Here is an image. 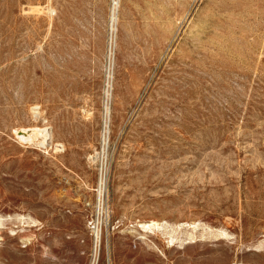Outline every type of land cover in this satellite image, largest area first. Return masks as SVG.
<instances>
[{"label": "rangeland", "instance_id": "1", "mask_svg": "<svg viewBox=\"0 0 264 264\" xmlns=\"http://www.w3.org/2000/svg\"><path fill=\"white\" fill-rule=\"evenodd\" d=\"M96 250L264 264V0H0V264Z\"/></svg>", "mask_w": 264, "mask_h": 264}, {"label": "bare ground", "instance_id": "2", "mask_svg": "<svg viewBox=\"0 0 264 264\" xmlns=\"http://www.w3.org/2000/svg\"><path fill=\"white\" fill-rule=\"evenodd\" d=\"M44 131V130H43ZM105 131L106 130H104V132L102 133L103 135H102V139L104 140L105 139ZM20 133H23V135H20L21 136V138H24L25 136L26 137H29V136H33V134L32 135H30V133H27V132H29V131H19ZM45 133V132H44ZM35 134V133H34ZM22 136H24V137H22ZM36 136V135H35ZM43 136V135H42ZM46 137L48 136V134H46L45 135ZM30 137V138H31ZM44 137V136H43ZM47 139V138H46ZM49 139V138H48ZM28 140V139H27ZM43 140H45V137H44V139ZM43 140L41 141V142H43ZM44 144V143H43ZM59 152V151H58ZM160 226L157 224V223H155V222H153V223H149V224H145V225H141L140 226V228H141V230L143 231V232H152L153 230H155V229H158ZM93 230H94V238H95V245H96V249H97V245H98V241H99V233H100V231H99V229L97 228V229H95V228H93ZM136 231V230H135ZM166 235V234H165ZM139 236V235H138ZM218 236L219 237H222V238H228L229 237V235L227 234V233H225V232H220L219 234H218ZM175 243V239H174V237H172L171 235H168V240H167V245H168V247H171L173 244ZM160 252V251H159ZM161 255V257L163 258V259H166V256H165V254L164 253H161L160 254ZM97 256V250H96V255H95V260H94V262H93V264H96V257Z\"/></svg>", "mask_w": 264, "mask_h": 264}, {"label": "built area", "instance_id": "3", "mask_svg": "<svg viewBox=\"0 0 264 264\" xmlns=\"http://www.w3.org/2000/svg\"><path fill=\"white\" fill-rule=\"evenodd\" d=\"M229 264H246V263H243V262H233V263H229Z\"/></svg>", "mask_w": 264, "mask_h": 264}]
</instances>
